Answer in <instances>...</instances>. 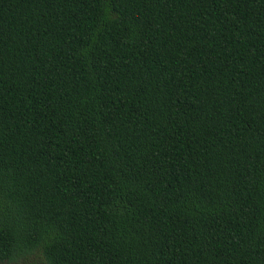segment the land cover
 <instances>
[{"label": "trees", "instance_id": "trees-1", "mask_svg": "<svg viewBox=\"0 0 264 264\" xmlns=\"http://www.w3.org/2000/svg\"><path fill=\"white\" fill-rule=\"evenodd\" d=\"M0 264H264V0H0Z\"/></svg>", "mask_w": 264, "mask_h": 264}]
</instances>
